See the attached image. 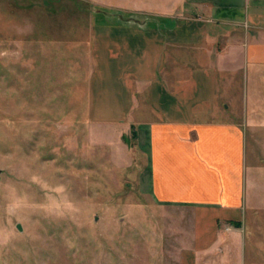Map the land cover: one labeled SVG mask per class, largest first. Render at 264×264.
Here are the masks:
<instances>
[{"label": "crops", "instance_id": "0c3cea01", "mask_svg": "<svg viewBox=\"0 0 264 264\" xmlns=\"http://www.w3.org/2000/svg\"><path fill=\"white\" fill-rule=\"evenodd\" d=\"M72 1L37 25L41 89L135 132L140 194L188 222L176 264H264V0Z\"/></svg>", "mask_w": 264, "mask_h": 264}, {"label": "rangeland", "instance_id": "374dc122", "mask_svg": "<svg viewBox=\"0 0 264 264\" xmlns=\"http://www.w3.org/2000/svg\"><path fill=\"white\" fill-rule=\"evenodd\" d=\"M75 5L0 0V264H176L188 222L140 194L133 130L89 124L79 95L35 75L37 25Z\"/></svg>", "mask_w": 264, "mask_h": 264}, {"label": "trees", "instance_id": "16d2710c", "mask_svg": "<svg viewBox=\"0 0 264 264\" xmlns=\"http://www.w3.org/2000/svg\"><path fill=\"white\" fill-rule=\"evenodd\" d=\"M135 138H136V134H135V132L133 131V132H132V139L135 140Z\"/></svg>", "mask_w": 264, "mask_h": 264}]
</instances>
